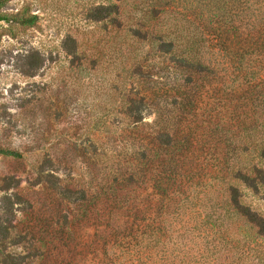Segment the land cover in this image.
Here are the masks:
<instances>
[{"label": "rangeland", "instance_id": "rangeland-1", "mask_svg": "<svg viewBox=\"0 0 264 264\" xmlns=\"http://www.w3.org/2000/svg\"><path fill=\"white\" fill-rule=\"evenodd\" d=\"M213 1L0 0V13L35 16L31 24L0 20V146L22 154H0V216L11 235L25 233L39 214L51 225L66 222L71 246L82 250L74 264H108L104 247L114 264H264V52L206 53L214 72L199 80L192 112L176 115L169 104L161 115L151 102L181 92L178 64L159 44L173 38L180 53L183 5L207 16ZM239 62L253 66L248 78ZM249 79L261 84L252 89ZM143 95L145 115L133 132L124 108L128 97ZM162 126L181 137L169 150L181 153L192 178L164 179L159 190L137 184L129 199L102 196L87 209L83 191H100L111 161L148 144L147 132ZM187 186L192 202L183 200ZM61 187L78 192L63 195ZM165 196L172 199L162 208ZM233 197L238 210L226 212L221 200ZM164 219L175 220L170 240L150 250L136 245L147 225L163 234Z\"/></svg>", "mask_w": 264, "mask_h": 264}, {"label": "trees", "instance_id": "trees-1", "mask_svg": "<svg viewBox=\"0 0 264 264\" xmlns=\"http://www.w3.org/2000/svg\"><path fill=\"white\" fill-rule=\"evenodd\" d=\"M184 1L185 3L194 1L204 3L206 0ZM213 3L216 4V10H212V13L207 16L204 11H190L186 4L183 5L181 20H185V23L181 24V35L185 34L183 37L186 39V46L183 41L181 43L180 53L176 51L177 43L173 38H170L168 41L163 40L159 44L161 50L171 56L170 60L178 64L172 65V70L180 72L182 79L181 83L178 81L174 83V86L181 89V92L177 90L174 95V101L169 102L166 100L158 102L154 98V95L151 98V102L157 107L161 115L170 111V108L167 107L169 104L175 105L173 111L178 112L176 115L181 114V109L183 113H185L187 109H189L190 112L193 111L196 106V89L199 80L204 73L214 72L213 66L211 67L210 65L211 61H207L206 59V53L210 50L213 52V49L218 48V51H223L227 54L246 51L245 56H252L260 54L259 52H264V0H214ZM103 16L102 18H105V15ZM0 20H17L22 24H31L35 21V16L21 17L19 15L14 16L4 12L0 13ZM183 31L184 33H182ZM239 63L240 65H238L237 69L240 74H243L244 71L246 72L247 68L253 67L251 64L243 66L241 62ZM214 67H216V65H214ZM219 70H226V67H221ZM248 72L249 71L246 72L245 78H248ZM250 81L251 79L247 80V85L252 89L259 87L261 84L260 82L252 84ZM176 97L180 100L177 101ZM145 98H148V96L143 95L140 101L131 97L127 99L124 113L128 119L127 127H130L133 132L138 129L139 123L144 118V109H146ZM160 104H162L161 107L163 106V110ZM176 105L178 107H176ZM147 134L146 139H149L148 144L131 152L128 157L121 158L116 162L112 160L111 162L113 165L107 166L102 171L103 186L100 191L93 190L92 188L88 191H83L84 194L87 193L88 196H90L89 202L86 205L87 209L93 206L102 196L108 199L114 197L115 200H119L122 197L129 199V195L136 191L137 186L135 185L137 184L146 185L153 182L154 188L159 190V188L162 187L161 183L164 182V179L176 181L179 178L187 180L192 178L190 176L191 172L186 173V171H183V168H181V153L169 150L170 146H172L170 143L171 141L175 140V144H181V137L171 135L170 130L167 131L165 126L158 127L154 132H147ZM0 154L16 157L22 156L19 151L3 148L1 146ZM124 165H127V167H122ZM52 184L55 186L54 182ZM190 188L191 186L185 188L181 187V192L185 195V199L183 200L192 202V200H190V195L193 194V191ZM59 189H61L60 192L63 195L76 194L78 192L70 190L67 187H61ZM171 199L172 198L168 196L162 197L159 206L162 208L168 207V203ZM221 202L228 206L226 212H230L233 205L234 209L236 208V210H238L236 205L237 200L234 197L223 199ZM60 203L62 204V200H58V204ZM173 203H175V201ZM173 203H171V205ZM128 206L130 205L128 204ZM183 206L184 204L181 205V207ZM9 208H11V206L6 208L7 210L3 209L5 214L6 211L7 213L11 211ZM187 208L192 209L194 206L187 205ZM178 210V208L174 207L171 214L178 212ZM206 215L211 219V214L207 213ZM224 215H226V213ZM3 218V216H0V264H74L77 255L82 252V250L78 251L76 247L71 246L74 235H72L70 231L65 230V226H67L66 222L61 225L54 222L51 225L52 219L43 218L37 214L35 217L31 218L32 223L27 226L25 233L20 231L15 235H11L8 227L13 225L11 223L10 225H6L5 223L8 218ZM174 221L175 220H172L171 222L173 223ZM179 221L181 223V219ZM162 222L165 224H161L163 234H160L157 230L150 231L149 225H147L146 230L138 232L140 234H136V238L141 235V239L138 240L139 244L137 243L136 245H141L144 249L150 250V247L155 246V244L170 240L171 234L167 236L166 231L169 230V227L172 228V223L166 219ZM40 223L47 224L50 227L52 226V231H46L45 234L37 233L35 231V226ZM54 224L58 225V228L55 227ZM183 227H185L184 224ZM102 235V244L106 245L108 240L107 236ZM163 235H166L165 239H162ZM179 236H181V233ZM91 245L93 244L91 243ZM88 246L87 248L85 247L83 251H87ZM129 246L130 245H128V247ZM18 247H21V249ZM104 249L107 251L108 264H114V258L110 257L109 250L107 247H104Z\"/></svg>", "mask_w": 264, "mask_h": 264}]
</instances>
